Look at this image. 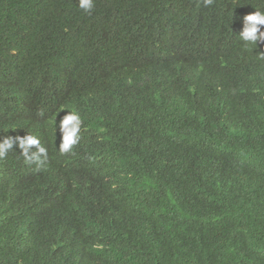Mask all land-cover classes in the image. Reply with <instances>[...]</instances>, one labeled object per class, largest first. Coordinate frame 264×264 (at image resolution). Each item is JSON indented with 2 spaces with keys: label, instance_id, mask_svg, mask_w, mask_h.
I'll return each instance as SVG.
<instances>
[{
  "label": "trees",
  "instance_id": "1",
  "mask_svg": "<svg viewBox=\"0 0 264 264\" xmlns=\"http://www.w3.org/2000/svg\"><path fill=\"white\" fill-rule=\"evenodd\" d=\"M94 4L0 0V264H264V0Z\"/></svg>",
  "mask_w": 264,
  "mask_h": 264
},
{
  "label": "clouds",
  "instance_id": "2",
  "mask_svg": "<svg viewBox=\"0 0 264 264\" xmlns=\"http://www.w3.org/2000/svg\"><path fill=\"white\" fill-rule=\"evenodd\" d=\"M213 0H203L205 6H209ZM79 9L86 15H91L94 11V0H78ZM264 12L255 11L243 17V28L239 33L241 41L257 45L258 42H264ZM264 58V57H262ZM83 121L80 114L76 111H67L59 121V131L61 133V142L58 151L61 155L69 154L79 143L81 136V125ZM43 140H39L34 135H25L23 137H6L0 141V160L6 158L7 154L13 150L14 145L20 149V155L28 165H35V170H42L47 163V149L42 145Z\"/></svg>",
  "mask_w": 264,
  "mask_h": 264
}]
</instances>
